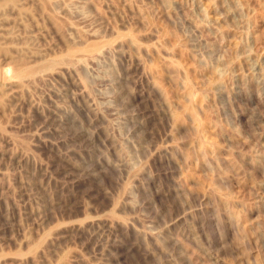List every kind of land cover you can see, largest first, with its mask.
<instances>
[{"label": "rangeland", "instance_id": "374dc122", "mask_svg": "<svg viewBox=\"0 0 264 264\" xmlns=\"http://www.w3.org/2000/svg\"><path fill=\"white\" fill-rule=\"evenodd\" d=\"M0 264H264V0H0Z\"/></svg>", "mask_w": 264, "mask_h": 264}]
</instances>
